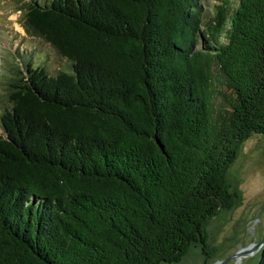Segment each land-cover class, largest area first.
<instances>
[{
    "label": "trees",
    "instance_id": "trees-1",
    "mask_svg": "<svg viewBox=\"0 0 264 264\" xmlns=\"http://www.w3.org/2000/svg\"><path fill=\"white\" fill-rule=\"evenodd\" d=\"M11 1L65 63L3 66L0 264L210 257L241 144L264 148V0Z\"/></svg>",
    "mask_w": 264,
    "mask_h": 264
},
{
    "label": "rangeland",
    "instance_id": "rangeland-1",
    "mask_svg": "<svg viewBox=\"0 0 264 264\" xmlns=\"http://www.w3.org/2000/svg\"><path fill=\"white\" fill-rule=\"evenodd\" d=\"M209 7L218 0H206ZM11 0H0V80L4 64L9 57L23 67L32 53L37 64L44 59L45 65L55 70L65 63L56 50L40 37L26 34L19 22V11ZM1 112V106H0ZM229 173L239 181L242 192L240 204L230 209H221L207 223L208 248L213 252L206 257L201 244H193L180 261L163 264H219L242 247L257 243L264 236V148L257 137L245 139L239 155ZM262 247V246H261ZM242 251L224 264H256L261 250Z\"/></svg>",
    "mask_w": 264,
    "mask_h": 264
},
{
    "label": "water",
    "instance_id": "water-1",
    "mask_svg": "<svg viewBox=\"0 0 264 264\" xmlns=\"http://www.w3.org/2000/svg\"><path fill=\"white\" fill-rule=\"evenodd\" d=\"M264 244V236L261 238L260 241H258L257 243L248 245L246 247H242L241 249H239L238 251H236L235 253H233L232 255L228 256L227 258L223 259L220 261L219 264H224L227 261L237 257L242 251H254L255 249H257L258 247H261Z\"/></svg>",
    "mask_w": 264,
    "mask_h": 264
}]
</instances>
